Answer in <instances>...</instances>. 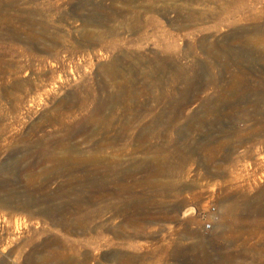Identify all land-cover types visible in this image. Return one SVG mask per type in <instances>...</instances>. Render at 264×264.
Here are the masks:
<instances>
[{
    "label": "rangeland",
    "instance_id": "374dc122",
    "mask_svg": "<svg viewBox=\"0 0 264 264\" xmlns=\"http://www.w3.org/2000/svg\"><path fill=\"white\" fill-rule=\"evenodd\" d=\"M13 215L0 264H264V0H0Z\"/></svg>",
    "mask_w": 264,
    "mask_h": 264
},
{
    "label": "bare ground",
    "instance_id": "6f19581e",
    "mask_svg": "<svg viewBox=\"0 0 264 264\" xmlns=\"http://www.w3.org/2000/svg\"><path fill=\"white\" fill-rule=\"evenodd\" d=\"M261 41H262V40H261ZM261 41H260V42H261ZM236 42H237V41H236ZM234 43H235V42H234ZM234 43H233V44H234ZM240 43H241V42H240ZM242 43H243V42H242ZM235 44H236V43H235ZM245 45H246V44H245ZM262 45H263V44H262ZM251 46H252V45H251ZM251 46H250V47H251ZM227 52H228V51H227ZM212 54H213V53H212ZM227 54H228V53H227ZM227 54H226V55H227ZM230 55H231V54H230ZM220 56H221V55H220ZM203 89H204V88H203ZM203 89H202V90H203ZM202 90H201V91H202ZM8 93H9V92H8ZM7 96H8V95H7ZM221 96H222V95H221ZM222 97H223V96H222ZM42 151H43V150H42ZM41 153H42V152H41ZM51 154H52V153H51ZM40 155H41V154H40ZM64 155H65V154H64ZM66 155H67V154H66ZM72 156H73V155H72ZM51 157H52V156H51ZM64 158H65V156H64ZM72 159H73V158H72ZM88 159H89V158H88ZM90 159H91V158H90ZM46 160H47V159H46ZM55 160H56V159H55ZM73 160H74V159H73ZM85 160H86V159H85ZM65 161H66V160H65ZM106 161H107V160H106ZM74 162H75V161H74ZM77 162H78V161H77ZM92 162L94 163V161H92ZM102 162H103V161H102ZM108 162H109V161H108ZM108 162H107V163H108ZM46 163H47V162H46ZM55 163H56V162H55ZM107 163H106V164H107ZM61 164H62V163H61ZM77 164L79 165V163H77ZM36 165H37V164H36ZM85 165H86V164H85ZM90 165H91V164H90ZM108 165H109V164H108ZM92 166H93V165H92ZM156 166H157V165H156ZM156 166H155V167H156ZM37 167H38V166H37ZM79 167H81V166H79ZM89 167H90V166H89ZM95 167H97V166H95ZM100 167H101V165H100ZM115 167H116V166H115ZM160 167H162V166H160ZM65 168H66V165H65ZM71 168H72V167H71ZM93 168H94V167H93ZM113 168H114V167H113ZM67 169H68V168H67ZM81 169H82V168H81ZM97 169H98V168H97ZM101 169H102V168H101ZM159 169H160V168H159ZM73 170H74V168H73ZM83 170H84V169H83ZM162 170H163V169H162ZM98 171H99V169H98ZM156 171H157V170H156ZM30 172H31V171H30ZM152 172H153V171H152ZM160 172H161V171H160ZM162 172H163V171H162ZM163 173H164V172H163ZM163 173H162V174H163ZM158 174H159V173H158ZM89 175H92V174H89ZM88 177H89V176H88ZM86 178H87V177H86ZM86 178H85V179H86ZM91 179H92V178H91ZM103 179H104V178H103ZM32 180H33V179H32ZM89 180H90V178H89ZM90 181H91V180H90ZM106 181H107V179H106ZM109 181H110V180H109ZM107 182H108V181H107ZM107 182H106V183H107ZM126 182H127V181H126ZM104 183H105V182H104ZM104 183H103V184H104ZM67 185H68V184H67ZM106 185H107V184H106ZM101 186H102V185H101ZM90 187H91V186H90ZM97 188H98V187H97ZM63 189H64V188H63ZM65 189H66V188H65ZM69 189H70V188H69ZM115 189H116V188H115ZM73 190H74V189H73ZM84 190H85V189H84ZM84 190H83V191H84ZM109 190H110V189H109ZM59 191H60V190H59ZM61 191H62V190H61ZM61 191H60V192H61ZM74 191H75V190H74ZM63 192H64V191H63ZM127 192H128V191H127ZM73 193H74V192H73ZM75 193H76V192H75ZM98 193H99V192H98ZM118 193H119V192H118ZM99 194H100V193H99ZM104 194H105V193H104ZM108 194H109V193H108ZM108 194H106V196H107ZM117 195H118V194H117ZM96 196H97V195H96ZM102 196H103V195H102ZM57 197H58V196H57ZM69 197H70V196H69ZM81 197H82V196H81ZM99 197H100V195H99ZM109 197H110V196H109ZM91 198H93V197H91ZM104 198H106V197H104ZM64 199H65V198H64ZM101 199H103V198H101ZM101 199H100V200H101ZM59 200H60V199H59ZM62 200H63V199H62ZM73 200H74V199H73ZM75 200H76V199H75ZM81 200H82V199H81ZM83 200H85V198H84ZM83 200H82V201H83ZM94 200H95V199H94ZM117 200H118V199H117ZM45 201H46V200H45ZM71 201H72V200H71ZM85 201H86V200H85ZM38 202H39V201H38ZM62 202H63V201H62ZM88 202H89V201H88ZM88 202H87V204H88ZM90 202H91V201H90ZM96 202H97V201H96ZM111 202H112V201H111ZM111 202H110V203H111ZM201 202H204V203H205L204 199H202ZM74 203H75V202H74ZM81 203H82V202H81ZM93 203H95V202H93ZM100 203H102V202H100ZM100 203L97 202L98 205H99ZM23 204H24V203H23ZM23 204H22V205H23ZM27 204H28V203H27ZM27 204H25V205H27ZM87 204H86V205H87ZM97 204H95V205H97ZM102 204H103V203H102ZM113 204H114V202H113ZM22 205H21V206H22ZM25 205H24V206H25ZM38 205H40V204H38ZM63 205H64V204H63ZM88 205H89V204H88ZM92 205H93V204H92ZM95 205H94V206H95ZM100 205H101V204H100ZM106 205H107V204H106ZM148 205H149V204H148ZM152 205H154V204H152ZM152 205H151V206H152ZM8 206H9V205H8ZM74 206H75V205H74ZM78 206H79V204H78ZM78 206H77V207H78ZM82 206H83V205H82ZM89 206H90V205H89ZM89 206H87V207H89ZM109 206H110V205H109ZM113 206H114V205H113ZM115 206H116V205H115ZM115 206H114V207H115ZM155 206H156V205H155ZM36 207H37V206H36ZM71 207H73V206H71ZM100 207H101V206H100ZM100 207H99V208H100ZM102 207H103V206H102ZM128 207H129V206H128ZM153 207H154V206H153ZM23 208H24V207H23ZM25 208H26V209H25V211H26L28 207L25 206ZM73 208H74V207H73ZM79 208H81V207H79ZM82 208H84V206H83ZM96 208H98V207H96ZM104 208H105V207H103V209H104ZM111 208H112V207H111ZM135 208H136V207H135ZM229 208H230V207H229ZM15 209H16V208H15ZM21 209H22V208H21ZM30 209H31V208H29L28 210H30ZM48 209H50V208L48 207ZM52 209H53V208H52ZM54 209H55V208H54ZM54 209H53V210H54ZM66 209H67V207H66ZM76 209H77V208H76ZM84 209L87 210V208H84ZM84 209H83L82 211H84ZM103 209H101V210L103 211ZM105 209H106V208H105ZM112 209H113V208H112ZM115 209H116V208H115ZM154 209H155V208H154ZM44 210H45V209H43V211H44ZM50 210H51V209H50ZM57 210H58V209H57ZM94 210H95V208H92V211H94ZM98 210H99V209H98ZM54 211L56 212V210H54ZM59 211H60V210H59ZM59 211H58V212H59ZM68 211H69V210H68ZM99 211H100V210H99ZM104 211H105V210H104ZM111 211H112V210H111ZM118 211H120V210H118ZM124 211H125V210H124ZM127 211H128V210H127ZM148 211H149V210H148ZM26 212H28V211H26ZM41 212H42V211H41ZM60 212H61V211H60ZM62 212H63V211H62ZM78 212H80V211H78ZM78 212H77V213H78ZM84 212H85V211H84ZM87 212H88V211H87ZM106 212H108V211H106ZM109 212H110V210H109ZM129 212H130V210H129ZM135 212H136V211H135ZM43 213H45L44 215H49V216L51 215V212H48V211H46V212L44 211ZM53 213H54V212H53ZM53 213H52V214H53ZM69 213H70V212H69ZM75 213H76V212H75ZM81 213H83V212H81ZM94 213H95V212H94ZM97 213H98V212H97ZM114 213H115V212H114ZM118 213H119V212H118ZM150 213H151V212H150ZM228 213H229V211L227 210V214H228ZM38 214H39V213H38ZM61 214H63V213H61ZM61 214H60V215H61ZM70 214H71V213H70ZM79 214H80V213H79ZM79 214H78V215H79ZM99 214L101 215V213H99ZM106 214H107V213H106ZM119 214H122V213H119ZM125 214L127 215V213H125ZM131 214H133V212H132ZM136 214H137V213H136ZM229 214H230V213H229ZM41 215H42V214H41ZM44 215H43V216H44ZM68 215H69V214H68ZM87 215H88V214H87ZM97 215H98V214H97ZM129 215H130V214H129ZM133 215H135V214H133ZM145 215H146V214H145ZM51 216H52V219H53L54 214L51 215ZM57 216H58V215H57ZM71 216H72V215H71ZM89 216H90V214H89ZM116 216H117V214H116ZM55 217H56V215L54 216V218H55ZM59 217H60V216H59ZM61 217H62V218H59L60 221L58 222L57 226H58V225H63V224H65V221H63V219H64V218H63V215H61ZM66 217H67V215H66ZM92 217H93V215H92ZM131 217H132V216H131ZM131 217L129 216V219L132 220ZM49 218H50V217H49ZM56 218H57V217H56ZM68 218H69V217H68ZM68 218H67V219H68ZM75 218H76V217H75ZM77 218H78V217H77ZM80 218H81V217H80ZM147 218H148V216H147ZM59 219H58V220H59ZM70 219H72V217H71ZM85 219H86V218H85ZM118 219H119V218H118ZM118 219H117V220H118ZM88 220H89V218H88ZM88 220H87V221H88ZM96 220H97V219H96ZM108 220H109V219H108ZM126 220H127V219H126ZM137 220H138V218H137ZM142 220H143V219H142ZM52 221H55V219H53ZM103 221H104V220H103ZM135 221H136V220H135ZM135 221H134V222H135ZM139 221H140V219H139ZM55 222H57V220H56ZM85 222H86V221H85ZM110 222H111V220H110ZM131 222L134 223L133 221H131ZM136 222H137V221H136ZM5 223H6V222H5ZM38 223H39V222H38ZM127 223H128V222H126V224H127ZM140 223H141V222H140ZM140 223H139V224H140ZM129 224H130V223H129ZM7 225H8V224H7ZM68 225H69V224H68ZM130 225H131V224H130ZM133 225H137V227H138V226L140 227V225H138L137 223H134ZM23 226H26V220H25V217H21V216H19V215H13V216H11V221L9 222L8 227H7V228L5 227L6 230L0 225V238H1L2 236H4V233H5V232L8 233V232H10V231H18V230H20ZM72 226H73V225H72ZM74 226H75V225H74ZM89 226H90V225H89ZM100 226H101V224H100ZM111 226H112V225H111ZM115 226H116V225H115ZM115 226H114V227H115ZM69 227H70V226H69ZM69 227H67V228H69ZM80 227H81V225H80ZM108 227H109V225H108ZM130 227L134 228L135 226H134V227H133V226H130ZM137 227H136V229H137ZM24 228H25V227H24ZM62 228H64V227H62ZM82 228H84V227H82ZM110 228H111V227H110ZM65 229H66V227H65ZM84 229H85V228H84ZM70 230H71V229H70ZM70 230H69V231H70ZM78 230H79V229H78ZM85 230H86V229H85ZM114 230H115V228H114ZM67 231H68V230H67ZM79 231H80V230H79ZM118 231H119V230H118ZM70 232H71V231H70ZM116 232H117V231H116ZM116 232H115V234H116ZM18 233H19V232H18ZM118 234H119V233H118ZM8 235H9V234H8ZM8 238H9V237H8ZM1 239H2V238H1ZM3 239H4V238H3ZM6 239H7V238H6ZM8 243H9V240H8ZM8 243H7V244H8ZM8 245H9V244H8ZM9 246H10V245H9ZM9 246H8V247H9ZM64 246H65V245H64ZM10 247H11V246H10ZM6 248H7V247H6ZM60 248H62V247H60ZM8 249H9V248H8ZM66 249H67V248H66ZM11 251H12V250H11ZM55 252H56V251H55ZM55 252H54V253H55ZM59 252H60V251H59ZM59 252H58V253H59ZM69 252H70V251H69ZM69 252H68V253H69ZM30 253H31V252H30ZM50 253H51V252H50ZM54 253H53V255H54ZM63 253H64V250H63ZM63 253L60 252V254H63ZM33 254H34V253H33ZM65 254H66V253H65ZM65 254H64V255H65ZM37 255H38V254H36V256H37ZM67 255H68V254H67ZM124 255H125V254H124ZM135 255H136V254H135ZM7 256H8V255H7ZM34 256H35V255H34ZM58 256H59V255H58ZM136 256H137V255H136ZM140 256H141V255H140ZM8 257H9V259L12 258L11 256H8ZM28 257H29V255H28ZM31 257H32V255H31ZM52 257H53V256H52V254H51V258H52ZM62 257H63V255H62ZM125 257H126V256H125ZM127 257H128L129 259H131L129 256H127ZM131 257H133V256L131 255ZM29 258H30V257H29ZM33 258H35V257H33ZM37 258H38V257H36V259H37ZM53 258H54V257H53ZM56 258H57V257H56ZM56 258H55V260H56ZM73 258H74V257H73ZM87 258H88V257H87ZM128 258H127V259H128ZM27 259H28V258H27ZM43 259H44V258H43ZM43 259H41V260H43ZM64 259H65V257H64ZM67 259H69V258H67ZM125 259H126V258H125ZM134 259H136V257H135ZM134 259H133V261H135ZM137 259H140V258H137ZM137 259H136V260H137ZM144 259H145V258H144ZM37 260H38V259H37ZM39 260H40V259H39ZM46 260H47V259H46ZM57 260H58V259H57ZM60 260L63 262V260L59 258V261H60ZM23 261H24V260H23ZM44 261H45V260H44ZM47 261H48V260H47ZM53 261H54V260H53ZM69 261H70V260H69ZM82 261H83V260H82ZM114 261H115V259H114ZM118 261L120 262L119 259H118ZM124 261H125V260H124ZM131 261H132V259H131ZM140 261H141V260H140ZM41 262H42V261H41ZM62 262H61V263H62ZM71 262H72V261H71ZM84 262H85V261H84ZM42 263H43V262H42ZM64 263H65V262H64ZM72 263H73V262H72ZM72 263H69V264H72ZM79 263H80V262H79ZM85 263H86V262H85ZM125 263H129V262H125ZM133 263H134V262H133ZM18 264H37V263L35 262L34 259H31L30 261H27V260H26L25 263H24V262H21V263L18 262ZM51 264H52V263H51ZM65 264H67V262H66ZM74 264H75V263H74ZM80 264H81V263H80ZM116 264H118V263H116ZM121 264H123V263H121ZM130 264H131V263H130ZM145 264H146V263H145Z\"/></svg>",
    "mask_w": 264,
    "mask_h": 264
},
{
    "label": "built area",
    "instance_id": "2783aa9c",
    "mask_svg": "<svg viewBox=\"0 0 264 264\" xmlns=\"http://www.w3.org/2000/svg\"><path fill=\"white\" fill-rule=\"evenodd\" d=\"M211 216H212V219L215 218V216H216V208H212ZM211 227H212L211 223L205 222L203 229L206 231V230L211 229Z\"/></svg>",
    "mask_w": 264,
    "mask_h": 264
}]
</instances>
